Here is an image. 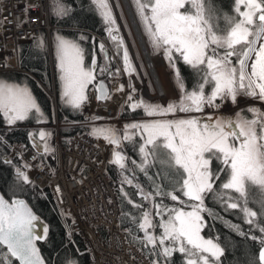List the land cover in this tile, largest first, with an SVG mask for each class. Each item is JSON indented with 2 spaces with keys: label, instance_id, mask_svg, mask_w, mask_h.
Returning <instances> with one entry per match:
<instances>
[{
  "label": "snow or ice",
  "instance_id": "snow-or-ice-1",
  "mask_svg": "<svg viewBox=\"0 0 264 264\" xmlns=\"http://www.w3.org/2000/svg\"><path fill=\"white\" fill-rule=\"evenodd\" d=\"M132 2L154 54L162 52L173 68L177 59H181L197 70L200 80L189 90L177 70L181 96L167 105L137 96V89L130 82L122 107L131 111L142 109L147 117H168L178 113H203L206 107L218 109L220 103L217 101L230 100L235 104L240 96L264 101V43L257 47L264 39V0H233V11L229 14H220L212 0ZM91 3L102 17L107 39L114 46L116 55L122 57L123 73L138 77L109 0H91ZM29 8L26 4L25 14ZM56 14L63 18L71 14V8L57 0ZM221 20L223 26L219 23ZM87 39L83 34L76 39L56 37L62 99L74 110H80L87 103L89 85L96 92L98 101L110 100L115 92L125 91V85L117 83L121 68H112L113 57L108 55L103 41L98 48L105 63H97L94 48L92 62L85 66L86 50L82 42ZM103 77L113 85L111 89ZM208 87L210 91L206 92ZM248 111L252 113L251 118L240 113L207 115L203 119L186 115L132 122L126 124L122 132L113 127L92 128L91 135L114 146L116 151L111 162L122 172L127 170L129 158L120 151L121 146L139 137L136 147L140 160H131V164L146 175L149 168L158 164V174L163 173L171 181L166 187L154 183L151 190L145 191L141 185H133V179L128 175H123L122 185L134 186L136 195L151 205L145 208L121 188L127 203L140 210L138 214L122 213L135 227V231L132 227L125 231L142 245V250H149L153 257L150 264H172L174 253L182 255L184 264H221L225 249L219 238H206L201 234L207 226L203 213L209 211L205 208L209 193L216 196L225 210L240 209L244 222L251 228L245 233L239 224L231 227L238 234L259 242V252L251 264H264V113L256 108ZM0 115L9 126L32 116L37 123L46 119L28 87L4 81H0ZM51 135L44 130L29 134L38 154L50 156L55 152L48 143ZM214 161L221 166L214 167ZM14 167L19 181L32 183L25 171L30 165ZM221 173L226 179L217 188L216 181ZM165 199L175 204L170 206ZM250 203L257 205L260 212L250 207ZM153 209L158 218L155 223ZM209 215L213 213L209 211ZM254 231L260 235H254ZM47 233L48 227L41 226L39 217L25 201L9 202L0 195V246L6 247V253H0V264H12L13 258L19 264H45L36 242L45 239Z\"/></svg>",
  "mask_w": 264,
  "mask_h": 264
},
{
  "label": "built area",
  "instance_id": "built-area-1",
  "mask_svg": "<svg viewBox=\"0 0 264 264\" xmlns=\"http://www.w3.org/2000/svg\"><path fill=\"white\" fill-rule=\"evenodd\" d=\"M26 4L30 5L27 14L23 11ZM0 25H3L0 27V74L24 72L26 70L21 65V49L31 45L43 33L50 35L54 29L50 20V2L0 0ZM135 31L138 53L122 25V36L137 68L138 77H128L123 73L122 59L116 55L107 36L95 35L100 42L105 43L116 68H121L117 83L124 84L125 91L115 92L110 100L98 101L93 87L88 89V101L80 109L81 126L87 127L86 131L64 139L62 124L58 119L55 89L41 84L51 99L54 114V122L49 126L56 134L53 160L44 159L42 153L38 154L33 146L23 144H14L7 155L8 161L19 160L23 166L30 165L25 171L32 184L51 192L61 212L71 219L67 239L73 241L79 236L84 240L91 255L90 264H150L153 258L149 252L129 241L128 232L122 223L123 211L118 197V186L108 171V167L112 165L120 169L111 162L116 149L102 138L96 139L90 134L94 126L113 127L122 132L124 126L129 124L130 118L124 114L127 107L122 105L125 104L130 82L136 87L137 96H142L146 101L153 103L168 99V91L157 68L159 61L165 60L164 55L162 52H151L141 27L138 34ZM142 66L147 72L150 85ZM108 85L110 89L113 87L109 81ZM219 103L218 109L206 107L203 113H178L177 116H232L238 111L230 101ZM45 127L43 130L48 132Z\"/></svg>",
  "mask_w": 264,
  "mask_h": 264
},
{
  "label": "trees",
  "instance_id": "trees-1",
  "mask_svg": "<svg viewBox=\"0 0 264 264\" xmlns=\"http://www.w3.org/2000/svg\"><path fill=\"white\" fill-rule=\"evenodd\" d=\"M49 2L50 20L54 29L51 31L50 35L43 33L42 36L36 39L31 45L24 46L21 49L22 68L34 74V77L17 72L0 74V81L17 84L21 87H28L46 118L43 123H37L35 117L32 116L25 121L18 122L14 126H9L5 122L3 116L0 115V137L3 138V142L0 143V190L8 199L18 197L26 199L35 212L49 224L50 232L48 238L46 242L41 245L42 254L47 264H70V262L71 264H90L92 259L84 240L79 236H76L73 241L67 239L68 227L71 219L61 212L51 192L49 190H41L32 183L24 184L16 178L14 166L23 167L21 161L6 162L8 161L7 155L14 144L32 146L29 134L34 131H32L30 127L43 124L50 126L54 122L51 99L39 83L49 89H53V85L55 87L59 121L61 124L69 126H64L62 128L64 139H67L70 135L84 132L88 129L87 127L81 126L82 116L80 110H74L62 99V85L57 70L56 37L60 35L66 38L76 39L81 34L85 35L88 37L86 41L82 42L86 50L85 66L87 67L91 64L94 48L98 64H103L105 63L104 56L100 53L98 48L100 40L95 35L106 36L105 24L99 12L96 10L95 5L91 3V0H59L61 4L71 8V14L63 18L56 14L57 0H49ZM212 3L220 14H229L233 11V0H212ZM219 23L221 26L224 25L223 20L219 21ZM93 39L95 40V44L93 43ZM118 57L122 59L121 56ZM176 66L185 88L189 90L194 88L200 80L197 70L185 64L181 59H177ZM112 68H116L113 59ZM103 79L107 80L106 77H103ZM91 86L92 85H89V88ZM205 90L206 92L210 91V87ZM217 103H219V101H217ZM241 113L246 115L247 111L243 110ZM124 114L133 119L130 123L135 122V118L146 116L142 109H137L136 111L125 109ZM51 132L52 136L48 140V143L55 148L56 152L55 131ZM138 142L139 137H136L134 141L124 142L122 145L121 151L129 158L126 171L122 172L121 169L113 165L108 167L109 173L118 186V197L122 211L135 214H138L140 210L133 208L132 205L127 203L121 193L122 187L134 201L143 203L145 208H150L151 205L148 202L142 201L140 197L136 195V188L134 186L122 185L123 175H128L129 178L133 179V185L139 184L145 191L151 190L154 183H160L162 187H166L171 182L163 173L158 174L160 169V165L158 164L149 168L147 170V175L145 172L140 171L136 165L131 164V160H136L137 162L140 160L136 147ZM55 152L50 156L42 154V157L48 161H52ZM213 166L220 167L221 165L219 162L214 161ZM149 177H151V179ZM225 179V174L221 173L220 179L216 181V187L219 188ZM232 195L237 196L238 194L232 193ZM157 200H159V198H157ZM164 202L170 206L175 204V202L170 199H165ZM249 206L258 213L260 212V208L257 205L250 203ZM205 208L211 211L213 215H209V211L203 213L207 226L203 229L201 234L206 238H219V242L225 249L224 255L221 257V264H251L254 256L259 252L260 244L257 240H253L247 235H240L233 231L231 227L233 224H239L242 231L245 233H248L251 228L250 225L244 222V215L240 209L225 210L216 196L212 193L206 196ZM154 212L155 210L153 209L155 223L158 221V218H155ZM257 219H260L259 215ZM122 223L126 228L132 227L135 231L134 225H131L129 220L124 216H122ZM156 231L159 232L160 230L157 229ZM253 234L257 236L260 235L258 231H254ZM140 235L142 236V233ZM128 238L132 244L142 249V245L139 242L133 240L130 235ZM143 250L149 252L148 249ZM0 253H6V248L4 246H0ZM12 264L19 263L13 258ZM172 264H184V258L180 253H174Z\"/></svg>",
  "mask_w": 264,
  "mask_h": 264
},
{
  "label": "rangeland",
  "instance_id": "rangeland-1",
  "mask_svg": "<svg viewBox=\"0 0 264 264\" xmlns=\"http://www.w3.org/2000/svg\"><path fill=\"white\" fill-rule=\"evenodd\" d=\"M130 2L132 4L133 11L135 13L136 19L138 20V25H140V27H141L142 33H143V35H144V37H145V39H146V41H147V43H148V45L150 47L151 52L154 53L152 47L149 44L148 37L145 35L144 29H143L142 25L140 24V21H139L137 15H136V9H135V6H134L132 0H130ZM109 3L111 5V7H112L113 15L117 18V24L120 27L121 35H122V25H123L125 30H126V32L128 33V35H129V37L131 39V42H132V44L134 46V49L138 53V46H137V43H136V35H135L136 33L133 31L131 25L129 24V22L127 20L128 19L127 18V14H126V11L124 9V6H123L121 0H109ZM113 4H115L117 6H115V8H114ZM120 20H121L122 24H121ZM260 43H264V39H261L257 43V47H259ZM129 56L131 57L130 53H129ZM233 61L235 62V57H233ZM249 63H251V61H249ZM157 68H158L159 74L161 76V79H162V81H163V83H164V85H165V87H166V89L168 91V99L166 101H163V102L161 101V102H153V103H159V104H162V105H167L169 102L178 101L180 96H181V91H180V89L178 87V82H177V79H176V72L178 70L176 64H175L174 68L170 67L169 63L162 59V62H161V60L159 61ZM142 70L144 72V75H145L146 79H148V83L150 85V80H149L147 72H146V70L144 69L143 66H142ZM227 101H230V100H227ZM232 104L235 107L238 108V111H236L232 116H234L236 113H240L241 115H244L245 117L249 116L248 118H251L252 113H250L248 111L249 108H256V109H259L260 112L264 113V101H261L259 99H255V98H252V97L240 96V97H238L237 102L235 104L234 103H232ZM243 110L247 111L246 115L241 113ZM189 116H193V115H189ZM53 117H54V114H53ZM177 117H179V116H177V115L176 116H168V117H147V116H145V117H141V118L140 117L139 118H135V122H142V121L151 120V119H175ZM194 117H198V116H194ZM198 118H201V117H198ZM132 120L133 119L130 118V122ZM64 126L65 127H69V126H66L65 124L64 125L62 124V128ZM44 127H45V129H47V131L49 133L52 134V132H51V131H53L52 128H50L49 125H46V124L36 125V126L30 127V128H31L32 131L38 132L40 130H43Z\"/></svg>",
  "mask_w": 264,
  "mask_h": 264
},
{
  "label": "water",
  "instance_id": "water-1",
  "mask_svg": "<svg viewBox=\"0 0 264 264\" xmlns=\"http://www.w3.org/2000/svg\"><path fill=\"white\" fill-rule=\"evenodd\" d=\"M108 55H109V54H108ZM97 63H98V59H97ZM105 83L108 84V82H107L106 80H105ZM108 86H109V85H108ZM0 195H3L4 198H5L6 200H8L9 202H11L12 200H17V199L25 201V202L28 204V206L32 209L33 213L39 217V221L41 222V226H45V225H46V226L48 227L47 237H46L45 239H42V240H39V241L36 242V246H37V248L39 249L40 256H41V258L44 260L45 264H47L46 259L44 258L43 254H42L41 245L44 244V243L46 242L47 238H48V234H49V232H50V226H49V224H48L46 221H44L43 218L35 212V210L32 208V206L30 205V203H29L26 199H24V198H19V197H18V198L8 199V198L3 194V192H2L1 190H0ZM4 247H5V246H4ZM5 248H6V247H5ZM18 263H19V262H18Z\"/></svg>",
  "mask_w": 264,
  "mask_h": 264
},
{
  "label": "bare ground",
  "instance_id": "bare-ground-1",
  "mask_svg": "<svg viewBox=\"0 0 264 264\" xmlns=\"http://www.w3.org/2000/svg\"><path fill=\"white\" fill-rule=\"evenodd\" d=\"M115 2V1H114ZM121 2H122V4H123V6H124V9H125V11H126V14H127V20H128V22H129V24L131 25V27H132V29L135 31V30H137V34H138V32L140 31V27H139V25L138 24H136L138 21H137V19H136V16H135V13H134V11H133V7H132V4H131V2H130V0H121ZM116 4V3H115ZM115 4H113V6H114V8H115V6H117V5H115ZM135 33H136V31H135ZM112 176V175H111ZM130 241V240H129Z\"/></svg>",
  "mask_w": 264,
  "mask_h": 264
},
{
  "label": "crops",
  "instance_id": "crops-1",
  "mask_svg": "<svg viewBox=\"0 0 264 264\" xmlns=\"http://www.w3.org/2000/svg\"><path fill=\"white\" fill-rule=\"evenodd\" d=\"M23 73H24V74H27V75H29V76H31L30 72L28 73V72L24 71ZM33 75H34V74H33Z\"/></svg>",
  "mask_w": 264,
  "mask_h": 264
}]
</instances>
